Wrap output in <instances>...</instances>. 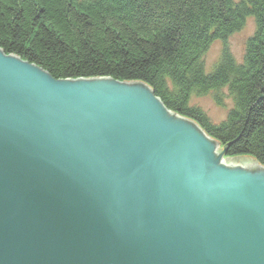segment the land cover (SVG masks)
<instances>
[{"label":"water","instance_id":"water-1","mask_svg":"<svg viewBox=\"0 0 264 264\" xmlns=\"http://www.w3.org/2000/svg\"><path fill=\"white\" fill-rule=\"evenodd\" d=\"M171 113L0 49V264H264V166Z\"/></svg>","mask_w":264,"mask_h":264},{"label":"trees","instance_id":"trees-1","mask_svg":"<svg viewBox=\"0 0 264 264\" xmlns=\"http://www.w3.org/2000/svg\"><path fill=\"white\" fill-rule=\"evenodd\" d=\"M247 17L255 31L237 64L226 48L206 74L202 56ZM0 49L54 79L142 82L165 107L193 120L226 157L264 166V0H0ZM233 107L212 123L190 106L213 93Z\"/></svg>","mask_w":264,"mask_h":264},{"label":"rangeland","instance_id":"rangeland-1","mask_svg":"<svg viewBox=\"0 0 264 264\" xmlns=\"http://www.w3.org/2000/svg\"><path fill=\"white\" fill-rule=\"evenodd\" d=\"M254 31V19L252 17H247L241 29L227 36L224 41L214 40L211 42L202 56L204 72L208 74L213 70L214 66L219 61L223 48L228 50L237 64H240L243 59L246 41L253 35ZM221 94L223 96L222 105H217L215 103L212 92L202 96H191L189 105L201 109L212 123L218 124L226 118L228 112L233 107L232 99L226 88L221 90ZM245 158L251 159V157Z\"/></svg>","mask_w":264,"mask_h":264},{"label":"bare ground","instance_id":"bare-ground-1","mask_svg":"<svg viewBox=\"0 0 264 264\" xmlns=\"http://www.w3.org/2000/svg\"><path fill=\"white\" fill-rule=\"evenodd\" d=\"M105 78H108V77H105ZM79 79H81V78H79ZM82 79H89V78H82ZM114 80V79H113ZM115 81H117V80H115ZM119 82H123V81H119ZM142 83V82H141ZM164 105V104H163ZM165 106V105H164ZM169 110V109H168ZM172 113L171 114H176L177 116H182V115H179V114H177V113H175V112H173V111H171ZM206 115V114H205ZM184 117V116H183ZM209 119V118H208ZM207 134V133H206ZM207 136L208 137H210L208 134H207ZM226 158H235V157H226ZM251 159H253V158H251ZM255 160V159H254Z\"/></svg>","mask_w":264,"mask_h":264}]
</instances>
